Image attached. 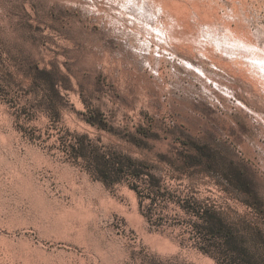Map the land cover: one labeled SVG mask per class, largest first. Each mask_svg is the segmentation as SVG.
Here are the masks:
<instances>
[{
    "label": "rangeland",
    "instance_id": "374dc122",
    "mask_svg": "<svg viewBox=\"0 0 264 264\" xmlns=\"http://www.w3.org/2000/svg\"><path fill=\"white\" fill-rule=\"evenodd\" d=\"M0 264H264V0H0Z\"/></svg>",
    "mask_w": 264,
    "mask_h": 264
},
{
    "label": "bare ground",
    "instance_id": "6f19581e",
    "mask_svg": "<svg viewBox=\"0 0 264 264\" xmlns=\"http://www.w3.org/2000/svg\"><path fill=\"white\" fill-rule=\"evenodd\" d=\"M256 79V78H255ZM256 84V83H255Z\"/></svg>",
    "mask_w": 264,
    "mask_h": 264
}]
</instances>
